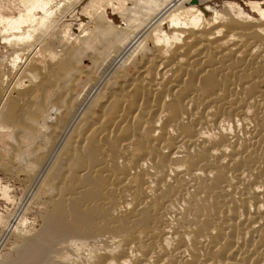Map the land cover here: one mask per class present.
<instances>
[{"label":"bare ground","instance_id":"bare-ground-1","mask_svg":"<svg viewBox=\"0 0 264 264\" xmlns=\"http://www.w3.org/2000/svg\"><path fill=\"white\" fill-rule=\"evenodd\" d=\"M209 2L0 8V264H264V5Z\"/></svg>","mask_w":264,"mask_h":264},{"label":"rangeland","instance_id":"rangeland-1","mask_svg":"<svg viewBox=\"0 0 264 264\" xmlns=\"http://www.w3.org/2000/svg\"><path fill=\"white\" fill-rule=\"evenodd\" d=\"M13 1L14 0H0V8H5L6 6L12 4ZM210 2L212 3V5L215 4L216 7H220V6L223 7L222 5H224L225 2H231L236 5L241 6L246 11H249L248 4L251 2H259V3L261 2V4L264 5V0H210ZM210 2L209 4L211 5ZM2 56L3 58H6L5 53H3ZM7 138L10 140V137H7ZM5 140L7 141V139ZM6 148L10 150L9 146H7ZM4 149H5V146H4ZM3 151L4 150L0 146V155L2 156V158L4 157L6 158L9 153L3 152ZM12 166L14 168L16 167L14 163L12 164ZM29 187H30V183L25 176H17V175L8 176L7 174H4L2 170H0V248H1L0 252L2 256L3 255L6 256L7 253H9V250H11L12 248V245L10 244V242L6 244L7 239L4 238L3 230L7 226L8 220L11 217H13L15 214H17L18 211H20L19 209L23 208L24 206L23 204L25 200L24 196H26V190H27L26 188H29ZM4 189H6V191H4ZM24 192H25V195H24ZM5 193L8 194L7 197L4 195ZM32 207L33 208L31 209V211L29 210V212L26 215V219H28L29 221L27 222L28 225L33 222V220L37 217V215H39V212H43L42 208L39 206L33 205ZM2 238L5 239L6 242L5 240H2ZM1 244H4V245H1ZM2 246L4 247L2 248Z\"/></svg>","mask_w":264,"mask_h":264}]
</instances>
